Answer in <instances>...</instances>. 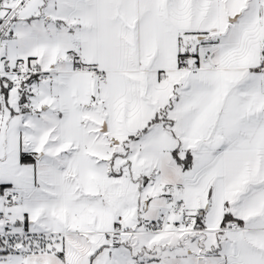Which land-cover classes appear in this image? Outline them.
I'll list each match as a JSON object with an SVG mask.
<instances>
[{"label":"snow or ice","instance_id":"1","mask_svg":"<svg viewBox=\"0 0 264 264\" xmlns=\"http://www.w3.org/2000/svg\"><path fill=\"white\" fill-rule=\"evenodd\" d=\"M0 264H264V0H0Z\"/></svg>","mask_w":264,"mask_h":264}]
</instances>
